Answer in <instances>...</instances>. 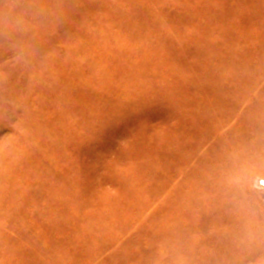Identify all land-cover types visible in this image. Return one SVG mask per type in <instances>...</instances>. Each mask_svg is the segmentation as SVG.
<instances>
[{"label":"rangeland","instance_id":"obj_1","mask_svg":"<svg viewBox=\"0 0 264 264\" xmlns=\"http://www.w3.org/2000/svg\"><path fill=\"white\" fill-rule=\"evenodd\" d=\"M0 264H264V0H0Z\"/></svg>","mask_w":264,"mask_h":264}]
</instances>
